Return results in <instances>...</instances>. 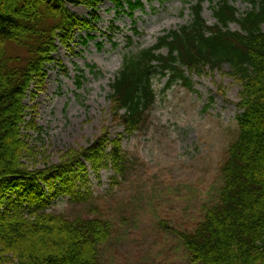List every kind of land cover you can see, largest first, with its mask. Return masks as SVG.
<instances>
[{
	"label": "trees",
	"instance_id": "1",
	"mask_svg": "<svg viewBox=\"0 0 264 264\" xmlns=\"http://www.w3.org/2000/svg\"><path fill=\"white\" fill-rule=\"evenodd\" d=\"M113 1L124 8L122 0ZM237 1L210 0L216 19L210 25L203 17L204 0H198L189 24L126 53L108 95L125 133L113 138L104 129L88 148L70 150L61 162L35 171L24 162L32 154L27 131L41 128L27 120L25 100L33 84L45 87L60 47L71 50L77 31L98 29L93 24L102 0H0V264H104L100 245L112 236L113 222L47 211L49 201L37 181L46 182L55 197L89 201L93 190L85 160L97 176L104 168L115 170L113 179L127 173L124 136L142 128L156 102L154 75L168 77L165 90L177 83L192 88L193 75L224 64L242 84V112L220 167L219 198L193 230H172L194 263L264 264V0H244L250 8L243 14ZM126 2L131 14L142 6L140 0ZM67 4L90 8V17L81 19ZM232 23L240 29H231ZM12 45L24 48L25 55L10 52ZM95 68L90 66L97 74ZM80 75L81 85L84 70Z\"/></svg>",
	"mask_w": 264,
	"mask_h": 264
},
{
	"label": "rangeland",
	"instance_id": "2",
	"mask_svg": "<svg viewBox=\"0 0 264 264\" xmlns=\"http://www.w3.org/2000/svg\"><path fill=\"white\" fill-rule=\"evenodd\" d=\"M122 1L125 6L119 9L113 0H102L97 9L100 18L93 24L98 29L77 31L72 49L60 47L54 54L43 90L32 85L25 100L26 118L41 130L27 131L32 154L24 162L31 170L61 162L70 150L88 148L104 129L113 138L125 133L114 120L108 99L124 55L154 45L164 33L189 24L191 5L198 0H140L142 6L132 14L127 0ZM235 6L240 14L250 8L244 0ZM67 8L81 19L92 12L85 6L67 4ZM203 17L210 25L216 22L210 0L203 2ZM112 25L117 28L112 30ZM231 29L240 26L232 23ZM10 52L26 53L15 45ZM231 71L228 64L208 68L192 76V88L177 83L168 90V77L154 75L156 102L142 128L124 136L127 173L113 179L115 170L104 168L97 176L85 160L93 197L84 203L53 196L48 184L38 180L49 201L47 211L110 219L113 234L100 245L104 264H202L191 260L172 228L193 230L205 208L218 201L223 182L220 167L237 135L242 112L238 106L242 84Z\"/></svg>",
	"mask_w": 264,
	"mask_h": 264
}]
</instances>
